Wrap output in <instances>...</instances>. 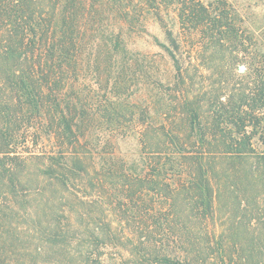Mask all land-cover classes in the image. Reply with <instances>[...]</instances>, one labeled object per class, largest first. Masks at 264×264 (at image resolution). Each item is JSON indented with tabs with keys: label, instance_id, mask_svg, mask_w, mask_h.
<instances>
[{
	"label": "trees",
	"instance_id": "obj_1",
	"mask_svg": "<svg viewBox=\"0 0 264 264\" xmlns=\"http://www.w3.org/2000/svg\"><path fill=\"white\" fill-rule=\"evenodd\" d=\"M105 1H100L103 12ZM118 2L124 25L139 20L138 4H129L131 11ZM167 3L176 4L183 30L199 33L198 63L174 67L168 87L175 85L176 92L182 86L176 92L175 113L167 110L155 119L144 114L139 120L148 170L119 174L126 194L113 198L105 187L111 171H103L97 162L100 145L83 129L88 121L80 107L83 91L74 90V97L69 91L72 78L82 80L86 61L85 18L78 20L81 9L88 10L86 2L0 0L2 183L15 196L23 165L35 160L42 162L40 175L50 181L67 187L68 180H81L96 203L118 218L113 222L121 228L120 240L131 257L124 264H264L262 41L229 0H147V8L160 10ZM116 41V86L128 91L162 87L152 58L129 51L120 35ZM170 57L179 61L174 53ZM194 67L203 71V82L192 74ZM119 94L123 102L126 93ZM148 108H140L142 114ZM42 126L55 137L57 150L23 157L17 148L29 144ZM154 197L167 204L158 217L154 205L144 204ZM162 217L166 223H180L179 255L157 247L161 244L154 230L164 227L158 219ZM49 235L48 242L57 244L58 235ZM101 235L96 223L93 236ZM0 264H5L1 254Z\"/></svg>",
	"mask_w": 264,
	"mask_h": 264
},
{
	"label": "rangeland",
	"instance_id": "obj_2",
	"mask_svg": "<svg viewBox=\"0 0 264 264\" xmlns=\"http://www.w3.org/2000/svg\"><path fill=\"white\" fill-rule=\"evenodd\" d=\"M84 1L88 10L85 12L82 8L78 20L82 21L83 16L85 18L81 32L84 33L82 50L86 61L81 70L82 80L75 81L72 78V89L69 91L72 97L74 90L81 88L83 91L80 107L88 118L83 129H87L86 133L92 132L94 145H100L95 150L101 157H97L99 168L102 166L103 171H111V179L105 185L109 189L108 195L118 197L126 194L124 179L119 174L148 170L149 160L140 143L142 123L139 120L146 116L144 114L155 119L167 110L175 113L176 92L182 86L177 85L179 88L175 92L176 86L168 87V84L173 81L174 67L179 65L186 68L191 62L194 65L198 63L199 33L183 30L176 4L167 3L157 10L150 6L147 8V0H121L123 7L131 3L139 6V20L132 25L131 22L124 25L117 12L118 0H106V12L102 10L101 0ZM229 1L244 17L246 26L257 31L264 47V0ZM128 7L133 11V8ZM118 35L125 41L129 51L152 58L154 73L161 79L162 87L157 86L156 89L155 86L145 85L132 87L128 91L116 86L114 68L115 59L119 58V46L116 44ZM172 53L176 54L179 60L177 63L170 57ZM201 72L196 67L192 70L198 82H203ZM121 90L126 93L123 102L118 98ZM146 107H149L148 112L144 110L142 114L140 108ZM56 150L55 137L47 127L42 126L29 144L21 143L16 151L27 158L30 153L49 154ZM23 166L25 174L21 179L22 184L17 185L15 196L7 194L8 184H3L0 177V254L5 264L130 262L129 248L124 240H120L121 228L113 222L118 218L106 212V206L101 207V203H96L97 200L91 197V192L85 190L81 180H68L66 187L63 183L50 181L40 175L41 161H29ZM98 193L103 195L102 192ZM108 195H103L107 202ZM144 204L154 205L158 211L157 217L163 215L159 212L163 213L167 207L166 202L159 197H154L153 202L148 199V203ZM158 219L164 227L154 230L157 232L155 239L161 244L157 247L162 251L167 250L163 253L179 255L181 242L177 241V235L180 223H166L163 217ZM153 221L151 219L148 223ZM96 223L102 229L100 237L93 236ZM49 233L58 235L57 244L48 242Z\"/></svg>",
	"mask_w": 264,
	"mask_h": 264
}]
</instances>
